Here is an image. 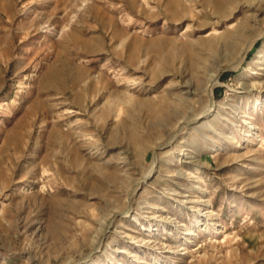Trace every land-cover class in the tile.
<instances>
[{"label":"rangeland","instance_id":"1","mask_svg":"<svg viewBox=\"0 0 264 264\" xmlns=\"http://www.w3.org/2000/svg\"><path fill=\"white\" fill-rule=\"evenodd\" d=\"M0 264H264V0H0Z\"/></svg>","mask_w":264,"mask_h":264},{"label":"bare ground","instance_id":"2","mask_svg":"<svg viewBox=\"0 0 264 264\" xmlns=\"http://www.w3.org/2000/svg\"><path fill=\"white\" fill-rule=\"evenodd\" d=\"M214 83H215V81H211V83L207 86V89H208V93H209V94L211 93L212 85H214ZM178 127H179V126H178ZM110 219H111V218H109V219L107 220L106 224L110 223ZM105 227H106V225L104 226L103 230H105ZM106 228H107V227H106ZM103 230H102V232H103ZM99 239H100V237H99Z\"/></svg>","mask_w":264,"mask_h":264}]
</instances>
